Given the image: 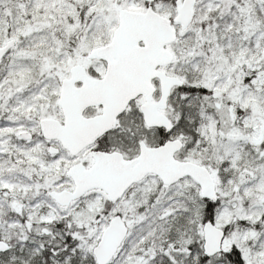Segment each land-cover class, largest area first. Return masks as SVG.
<instances>
[{
	"label": "snow or ice",
	"instance_id": "snow-or-ice-1",
	"mask_svg": "<svg viewBox=\"0 0 264 264\" xmlns=\"http://www.w3.org/2000/svg\"><path fill=\"white\" fill-rule=\"evenodd\" d=\"M0 264H264V0H0Z\"/></svg>",
	"mask_w": 264,
	"mask_h": 264
}]
</instances>
